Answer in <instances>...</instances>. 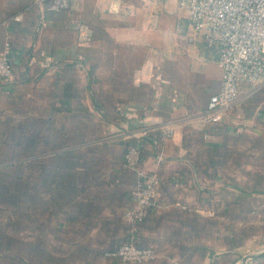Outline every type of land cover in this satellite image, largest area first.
Listing matches in <instances>:
<instances>
[{
    "label": "crops",
    "instance_id": "0c3cea01",
    "mask_svg": "<svg viewBox=\"0 0 264 264\" xmlns=\"http://www.w3.org/2000/svg\"><path fill=\"white\" fill-rule=\"evenodd\" d=\"M7 45L0 183L20 164L21 204L0 191V264H119L105 254L129 240L157 251L147 264H241L264 248V78L208 121L220 50L177 0H0V54ZM143 128L158 209L131 227L138 171L124 154Z\"/></svg>",
    "mask_w": 264,
    "mask_h": 264
},
{
    "label": "built area",
    "instance_id": "2783aa9c",
    "mask_svg": "<svg viewBox=\"0 0 264 264\" xmlns=\"http://www.w3.org/2000/svg\"><path fill=\"white\" fill-rule=\"evenodd\" d=\"M71 0H53L57 9H68ZM187 12L193 30L202 35L210 45L219 47V66L222 70L221 90L213 95L205 112L206 119L220 123L223 116L232 111L240 100L242 84L257 86L264 78V0H177ZM19 14L17 21L23 22ZM13 78L10 45L0 54V79ZM151 135L141 129L132 134L133 141L127 147L124 160L128 168L138 171V183L132 192V204L124 219L131 226L146 221L158 209V191L161 178L156 172L146 171L143 164V141ZM173 136L167 130L165 138ZM156 163L165 161L155 142ZM106 257L119 264H147L157 259L154 248L139 247L132 240L110 250Z\"/></svg>",
    "mask_w": 264,
    "mask_h": 264
},
{
    "label": "trees",
    "instance_id": "16d2710c",
    "mask_svg": "<svg viewBox=\"0 0 264 264\" xmlns=\"http://www.w3.org/2000/svg\"><path fill=\"white\" fill-rule=\"evenodd\" d=\"M12 169V173L15 178L12 181H6L5 183H0V191L6 187V199L13 205L20 206L21 204V180H20V164L9 166ZM17 177V179H16ZM5 185V186H4ZM4 196L1 197L2 201ZM19 216V214H17ZM19 219V217H18Z\"/></svg>",
    "mask_w": 264,
    "mask_h": 264
},
{
    "label": "rangeland",
    "instance_id": "374dc122",
    "mask_svg": "<svg viewBox=\"0 0 264 264\" xmlns=\"http://www.w3.org/2000/svg\"><path fill=\"white\" fill-rule=\"evenodd\" d=\"M12 154H13L14 157L17 155L16 152H12ZM18 156H19V155H18ZM2 191H4V189H3ZM263 250H264V248H261L260 250H259V249H256V250L244 249V250L242 251L241 258L243 259V257L257 254V253H259V252H261V251H263ZM32 252H33V251H32L30 248H29V249L26 248V250H25V253H26V255L28 256V258H30V257L33 256V253H32ZM46 258H47V256H45L43 259H46ZM43 261L45 262L46 260H43ZM240 263H242V261H240ZM77 264H79V263H77ZM82 264H84V263L82 262ZM99 264H100V263H99ZM104 264H105V263H104Z\"/></svg>",
    "mask_w": 264,
    "mask_h": 264
},
{
    "label": "water",
    "instance_id": "95a60500",
    "mask_svg": "<svg viewBox=\"0 0 264 264\" xmlns=\"http://www.w3.org/2000/svg\"><path fill=\"white\" fill-rule=\"evenodd\" d=\"M263 256H264V250L257 254L244 257L241 264H247L250 260H256Z\"/></svg>",
    "mask_w": 264,
    "mask_h": 264
}]
</instances>
